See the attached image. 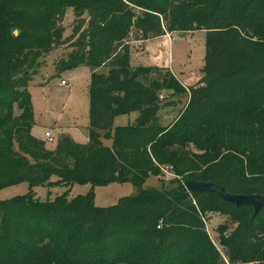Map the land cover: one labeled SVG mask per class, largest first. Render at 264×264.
Here are the masks:
<instances>
[{"label": "trees", "instance_id": "16d2710c", "mask_svg": "<svg viewBox=\"0 0 264 264\" xmlns=\"http://www.w3.org/2000/svg\"><path fill=\"white\" fill-rule=\"evenodd\" d=\"M68 9L77 20L65 38ZM197 31L205 34L198 85L131 67L134 40ZM69 43L54 76L90 70L88 140L62 135L48 149L31 132L28 85L40 59ZM150 74L156 79L144 83ZM162 92L188 98L169 124L159 117ZM132 113L134 126H115ZM164 169L172 188L142 189ZM22 183L26 195L0 201V264H224L206 233L208 214L233 226L217 230L228 264H264V209L254 215L186 188L264 195V0H0V191ZM115 183L136 193L96 207L93 188ZM74 184L92 189L51 202L33 193Z\"/></svg>", "mask_w": 264, "mask_h": 264}, {"label": "rangeland", "instance_id": "374dc122", "mask_svg": "<svg viewBox=\"0 0 264 264\" xmlns=\"http://www.w3.org/2000/svg\"><path fill=\"white\" fill-rule=\"evenodd\" d=\"M76 16L77 14L74 13L72 9L66 11L61 22L65 38L69 37L72 33L77 20ZM172 37H174V41L169 43L167 49L169 51L165 56L166 58L169 56L170 71L175 73V75L181 79L182 77L179 72L183 74L188 73L187 75L193 76L201 74V69L203 67L202 61L205 53V34L200 31L185 32L175 33ZM133 42L135 43L134 45H136L139 41L134 40ZM72 45L73 43L66 44L62 49L54 50L48 53L44 58H41L39 66L36 67V70H39V73L33 77L28 85V91L31 94L32 99L35 123V126L32 128V133L37 139L45 142L48 149L55 148L58 140H56V135L59 133L70 137L77 143L87 142V88L89 84L90 70L84 66H80L73 70L63 72L57 77L54 76V66L56 62L60 59H67L69 57L70 51H72ZM144 47H148L149 53L163 51L162 42L160 40L145 44ZM133 49L135 50V53L133 50L131 54L133 56H138L140 52L137 53V47L133 46ZM166 58L164 59L167 60ZM142 60L148 64L149 59L147 57H144ZM158 63L163 65L165 61L160 60ZM133 68L137 67L134 65ZM155 77L154 74H150L148 76H142L141 79L147 84L155 80ZM202 77L203 75H201V78ZM201 78H199V80ZM61 81L65 82V84L61 85ZM198 81L192 85H198ZM178 83L185 89L188 87L180 81H178ZM162 93L164 107L159 112V117L164 123H167L180 112L183 105L188 101V98L185 96L183 97L182 95L171 96V93L174 92ZM136 119V114L132 113L131 115H121L116 117L114 123L117 127L134 126L136 124ZM48 129L55 130L53 132L55 139L52 143L46 142V139L44 138V134ZM104 143L106 146H110L109 141ZM173 177L174 176L170 171L164 169L159 176L149 177L144 183L142 189H170L173 187L171 184V179H173ZM56 181L57 179L54 177L50 179L51 183ZM186 188L191 190L194 187L187 186ZM91 189L90 185L79 184H74L71 187L42 186L34 188L33 193L40 202H51L57 197L64 196V194L70 198L79 195H86ZM28 192L29 187L27 184L22 183L10 186L0 191V201L24 196ZM93 192V201L96 207L110 208L116 205L121 198L133 196L136 193V188L131 183H115L94 187ZM224 224H228V227L233 228L224 216L208 214L205 218L206 233L219 251L222 263L228 264L226 256L219 245L217 234L218 228ZM250 264L258 263L254 262Z\"/></svg>", "mask_w": 264, "mask_h": 264}, {"label": "crops", "instance_id": "0c3cea01", "mask_svg": "<svg viewBox=\"0 0 264 264\" xmlns=\"http://www.w3.org/2000/svg\"><path fill=\"white\" fill-rule=\"evenodd\" d=\"M172 35L173 34H170V37L171 38H174V37H172ZM170 37H167L166 35H164V36H162V37H159V38H154V39H151V40H148V41H139V42H137L136 43V45H134L135 43L133 42L132 43V48H131V51H133L134 49H133V46H135V47H137V49H138V51H137V53H139L140 52V54L138 55V56H133L132 54H131V56H130V60H131V67H133L134 65H135V67H140V66H142V67H157V68H164V69H168L169 71H170V67H169V65H170V59H169V56H168V58H166L165 56H166V54H167V52L169 51V50H167L168 49V46H169V43L171 42V39H170ZM158 40H160L161 42H162V48H163V51H161V52H156V53H149V49H148V47H144V45L145 44H149V43H151V42H154V41H158ZM134 53H135V50H134ZM144 57H147L148 59H149V61H148V64H146L142 59L144 58ZM164 58H166L167 60H165ZM160 60H164L165 61V63L163 64V65H160L159 63H158V61H160ZM39 71V70H38ZM171 72V74L178 80V81H180L181 83H184V85L185 86H190V85H192V84H194L196 81H198L199 80V78H201V74H199V75H195V76H193V75H187V74H183V73H181V72H179L180 74H181V77H182V79L180 78V77H177L176 75H175V73H173L172 71H170ZM39 73V72H38ZM89 77H90V73H89ZM191 79V80H190ZM62 82V81H61ZM44 83V82H43ZM46 83V82H45ZM61 84V83H60ZM187 88V87H186ZM88 89V88H87ZM173 119V118H172ZM171 119V120H172ZM171 120L169 121V122H167V123H164V124H169L170 122H171ZM34 126H35V123H34ZM33 131V130H32ZM31 131V132H32ZM55 131V130H54ZM53 129H48L46 132H45V134L46 133H50L51 134V137L53 138V140L55 139L54 138V135H53ZM45 134H44V138H45ZM32 135H33V133H32ZM61 135H64V134H62V133H59V134H57L56 135V140L58 139V137L59 136H61ZM34 136V135H33ZM35 137V136H34ZM87 140H88V136H87ZM46 141V140H45ZM74 141V140H73ZM47 142V141H46ZM80 144H85V143H80Z\"/></svg>", "mask_w": 264, "mask_h": 264}, {"label": "water", "instance_id": "95a60500", "mask_svg": "<svg viewBox=\"0 0 264 264\" xmlns=\"http://www.w3.org/2000/svg\"><path fill=\"white\" fill-rule=\"evenodd\" d=\"M194 187L191 190L207 191L218 195L222 200L235 204L236 206H250L254 209V215H257L264 209V195H252V196H240L231 195L225 192L223 189L214 186L201 183H192L188 185Z\"/></svg>", "mask_w": 264, "mask_h": 264}, {"label": "built area", "instance_id": "2783aa9c", "mask_svg": "<svg viewBox=\"0 0 264 264\" xmlns=\"http://www.w3.org/2000/svg\"><path fill=\"white\" fill-rule=\"evenodd\" d=\"M166 36L167 37H170V34H166ZM170 39H171V41H174V38H171L170 37ZM65 84V82H61V85H64ZM45 139H46V141L48 142V143H52L53 142V138L51 137V134L50 133H46L45 134Z\"/></svg>", "mask_w": 264, "mask_h": 264}]
</instances>
